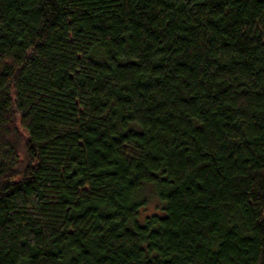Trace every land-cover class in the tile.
I'll use <instances>...</instances> for the list:
<instances>
[{"label": "trees", "instance_id": "1", "mask_svg": "<svg viewBox=\"0 0 264 264\" xmlns=\"http://www.w3.org/2000/svg\"><path fill=\"white\" fill-rule=\"evenodd\" d=\"M0 264H264V0H0Z\"/></svg>", "mask_w": 264, "mask_h": 264}, {"label": "rangeland", "instance_id": "2", "mask_svg": "<svg viewBox=\"0 0 264 264\" xmlns=\"http://www.w3.org/2000/svg\"><path fill=\"white\" fill-rule=\"evenodd\" d=\"M154 203H155V201H154ZM152 204L153 203L151 202L145 209H142L141 210V218H140V221H143V216L145 214H150V213H154V212L159 213L160 212L159 210L155 209Z\"/></svg>", "mask_w": 264, "mask_h": 264}]
</instances>
